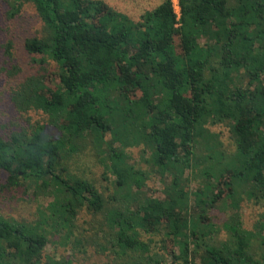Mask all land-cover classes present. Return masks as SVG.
<instances>
[{"label":"trees","instance_id":"obj_1","mask_svg":"<svg viewBox=\"0 0 264 264\" xmlns=\"http://www.w3.org/2000/svg\"><path fill=\"white\" fill-rule=\"evenodd\" d=\"M159 1L132 22L100 0H4L6 22L31 10L41 35L20 39L37 68L22 76L14 38L2 35L0 21V100L10 118V127L0 131V183L5 174L3 188L20 180L35 194L51 189L53 199L32 226L0 217V264H70L42 257L48 242L42 224L71 237L77 212L99 213L103 202L90 183L63 176V143L105 133L118 190H137L141 178L123 164L113 142L146 145L153 166L170 178V191L163 199H144L132 212L109 210L100 228L102 250L124 257L139 252L130 264H157L137 239V229L151 231L153 222L180 245L169 264H194L189 254L199 264H264L237 223L228 225L229 239L215 244L206 228L191 253L181 240L188 202L183 168L206 120L231 122L235 155L231 180L223 183L227 192L233 194L235 182L248 187V196L264 199V0H177V19L171 0ZM47 62L55 65L52 89L42 83ZM37 111L42 124H29L30 112ZM45 124L63 132L64 140L46 133ZM205 190L189 193L198 214L218 197Z\"/></svg>","mask_w":264,"mask_h":264},{"label":"rangeland","instance_id":"obj_2","mask_svg":"<svg viewBox=\"0 0 264 264\" xmlns=\"http://www.w3.org/2000/svg\"><path fill=\"white\" fill-rule=\"evenodd\" d=\"M114 11L125 15L132 22H137L141 14L155 8L159 0H100ZM176 19L179 17L177 0H171ZM5 11L4 0H0V21H2V35L14 38L16 44L14 55L17 56L24 68L22 76L33 75L37 68L30 64V58L26 57L20 49V39L24 35H41V24L35 18L31 10L21 12V17L6 22L3 15ZM5 23V24H4ZM201 40L199 45H203ZM47 73L42 83L52 89L54 85L55 65L47 62ZM20 79V78H19ZM18 79V80H19ZM244 86L246 80L242 74L236 77ZM99 88V87H97ZM30 112V123L38 121L42 124L40 113ZM39 114V115H38ZM9 115L0 100V131L9 126ZM61 123V121H57ZM57 122H55L57 124ZM231 122L212 123L206 120L202 124L201 136L195 138L192 146V156L186 167L183 168L184 190L188 193L187 210L185 212V227L181 229V240L186 242L187 252L193 249L192 242L195 238L209 228L212 231V244L229 239L231 234L227 230L228 225L237 223L238 230L249 234V251L256 259L264 256V199L248 196V187L236 185L234 182L233 194L230 195L223 183L230 179L229 171L234 166V134L230 128ZM46 133L54 136V139H62L63 132L51 125H44ZM64 140V139H62ZM69 141V142H68ZM63 143L62 164L64 165L65 178H77L90 183L100 195L103 207L99 213L91 214L85 209L77 212L75 226L77 230L71 237L65 238L63 232H55L47 222L42 224V229L47 232V244L42 252V257L55 260H68L70 264H130L132 259H138L139 252L129 253L124 257L117 250L105 249L103 235L100 228H104L102 222L108 216L111 209L123 211L128 208L130 212L135 204L142 203L146 198L163 199L170 191V178L168 175H160L153 166L150 150L143 144L119 146L113 142L111 147L115 151H121L123 164L141 178L140 188L137 190L131 186L129 191L118 190L113 183L114 175L108 169L107 149L110 146L111 135L105 133L102 137L84 134L78 139H70ZM228 169V170H227ZM5 174H1L0 183V217L13 223H23L32 226L40 221L41 215L47 214V206L53 199L52 190L45 193H33V187L19 180V186L3 188ZM218 196L212 208L203 207L204 213L198 214L195 208V200L189 193H205V189ZM206 199L205 197H201ZM151 231L143 232L137 229L138 241L146 248L147 255L157 264H169L172 254L176 255L180 245L172 236L165 235V231L157 224ZM150 227V225L148 226ZM202 227V228H201ZM154 229H156L155 232ZM124 255V254H123ZM194 264H199V258L188 255ZM43 260V259H42Z\"/></svg>","mask_w":264,"mask_h":264}]
</instances>
